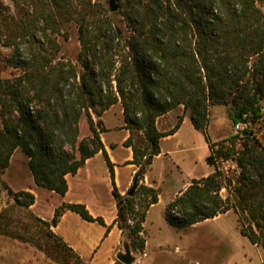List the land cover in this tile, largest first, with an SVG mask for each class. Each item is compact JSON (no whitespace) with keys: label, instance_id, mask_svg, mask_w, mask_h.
I'll return each instance as SVG.
<instances>
[{"label":"trees","instance_id":"1","mask_svg":"<svg viewBox=\"0 0 264 264\" xmlns=\"http://www.w3.org/2000/svg\"><path fill=\"white\" fill-rule=\"evenodd\" d=\"M117 1L127 37L118 34L117 13H103L93 0H47L34 7L27 0H13L15 15H7L0 2V32L5 33V46L18 53L28 44L32 50L35 43L30 41L40 32L58 50L50 32L58 34L63 24L74 22L82 67L79 71L72 63H55L46 45L38 41L32 57L19 64L24 73L13 81L0 80V101L4 95L11 114L2 113L0 179L14 152L21 149L28 157L35 184L64 196L68 191L66 176L75 175L89 158L102 152L114 186L115 224L124 236L141 241L139 246L135 241L133 244L143 249V223L150 206L158 202V191L139 183L161 154V139L175 134L187 116L209 143L211 153L206 161L215 170L194 180L167 206V222L183 230L234 210L240 214L241 234L252 244L264 245V144L257 132L264 117V13L259 7L264 0ZM33 100L40 105L35 115L30 109ZM117 103L123 107L124 128L130 132L124 146L132 148L130 163L138 167L136 192L140 190L145 196L139 207L136 194L130 197L118 191L113 164L101 139L107 130L102 120L95 124L91 113L102 116ZM210 106H230L233 123L248 124L237 134L244 138L240 149L236 150L234 137L210 140ZM181 107L183 113L176 125L159 131L158 118ZM14 112L19 115L16 119ZM82 117L92 136L79 141ZM54 142L59 146L57 152L51 146ZM63 143L73 152L63 150ZM230 158L236 159L240 174L234 194L224 198L221 191L233 181L219 169L217 161ZM6 189L16 205L29 209L35 204L32 192H15L8 185ZM66 211L105 226L106 234L111 229L85 204L63 203L51 221L36 217L44 229V245L10 231L2 212L0 235L34 243L61 264H72L71 258L83 264L52 231Z\"/></svg>","mask_w":264,"mask_h":264},{"label":"rangeland","instance_id":"2","mask_svg":"<svg viewBox=\"0 0 264 264\" xmlns=\"http://www.w3.org/2000/svg\"><path fill=\"white\" fill-rule=\"evenodd\" d=\"M27 4L34 6L41 5L47 0H27ZM3 5L5 13L8 15H15V7L13 0H0ZM118 11L115 12L116 29L121 31L124 37L129 35L127 26L124 21V17L120 12L119 2ZM93 3L99 4L100 9L103 13L108 15L115 14L110 11L109 0H93ZM259 7L264 13V2L259 3ZM4 32H0V80H10L13 81L15 78L21 76L24 73V69L19 67L27 62L28 58L32 57V53L39 47L38 41L41 44H45L48 55L53 56L55 63L57 61H64L65 63H72L77 67L79 71L82 70L81 64L79 62V52H80V42L78 39V29L74 22L65 23L61 26L60 32L58 34H53L50 32V39H53L58 44V50L51 47L49 39L45 37L40 32H36L34 39L30 42L35 43L34 48L29 49L28 44L22 46L20 50L14 52L10 47L4 45L5 40ZM42 50V49H41ZM2 94V92H0ZM0 101V130H4V123L2 118V113L6 115H11L9 112L10 102L4 100ZM7 102V103H6ZM9 102V103H8ZM7 104V105H6ZM6 105V106H5ZM263 112H264V100L262 101ZM40 108L39 103L33 100L31 103V113L35 115L36 110ZM99 109V108H98ZM183 108L176 109L172 113V121L165 126V117L159 120L158 126L161 131L165 129L172 128L176 125L178 121V116L182 115ZM93 120L95 124L99 120H102L105 126L104 119L109 128H113L118 125L121 117H123V107L121 103H117L107 110L102 116H98L93 111H91ZM231 108L230 106H210V135L212 138H218L226 136L225 139H230L234 137L236 141V150L241 148V143L244 142L242 135L237 136V133L233 129V121L230 117ZM13 117L18 118L17 112H14ZM192 123L188 119L187 123L183 125L180 132V136L176 138H163L161 141V149L165 153V150L172 154L174 162H177L181 167L186 168L193 165L194 161L197 162L196 174L203 176L209 167L203 162L202 155L204 150L202 147H198L196 140L194 138ZM258 137L264 144V117L259 126H257ZM141 134H139L140 136ZM92 133L89 129L87 120L82 117L79 123V141L91 137ZM124 134L120 130H110L105 133L104 143L111 147V144H118L121 142ZM142 137V135L140 136ZM142 139V138H141ZM61 142L60 139L57 140ZM56 142V140H55ZM53 143L52 149L57 152L59 150L58 143ZM140 145L141 142H138ZM228 143V145H230ZM63 150L66 152H73V149L68 143H63ZM115 158L118 160L124 158L126 153L120 148L114 149ZM180 162V163H179ZM237 162V161H236ZM236 162H229L225 166L217 165L218 167H225L227 172V177L233 182L228 189L224 188L221 191V195L226 198L227 196H232L234 194L233 188L236 183L235 180L240 174V168L237 166ZM187 166V167H186ZM154 172L158 176H163L165 179V174L170 180L165 187L163 185L162 196L163 200L168 198L170 192L174 190L175 187L180 186V174L176 170L175 166L169 160L164 158L157 159L154 163ZM31 172L28 167V157L22 152L21 149H17L11 157L9 167L5 170L4 174L1 175L0 179V213L2 212L5 216V223L8 224V229L14 233H19L25 237L31 238L36 243H41L44 245L45 240L42 237L43 226L37 221L36 216L31 212V210L23 208L15 204L12 196L7 192L6 185H8L13 191L18 192L22 190L29 189V182L31 179ZM139 185H142L139 183ZM136 203L139 204L138 207L143 204L145 196L139 190L136 193ZM127 196V195H126ZM37 203L35 205L34 213L48 220L51 218L52 207L59 202L58 197H50L44 191L37 192ZM163 206H159L154 215L153 220L157 227L151 229V244L156 247L154 252L150 255V258L146 259L145 250V236L143 232L141 237L144 239L143 249H137L141 241H136L129 235H123V245L121 247L124 251V244L129 243L132 251V255L136 258V262L133 264H263L264 263V245L262 244H252L247 238H245L244 243H240L236 240V236L243 237L240 232V223L238 214V224L235 221L234 226V244L232 241V236H229L224 229H222L217 224H201L198 228L189 230L183 229L178 230L174 227H169L166 225L162 228L161 223V211ZM233 213V212H232ZM110 216V215H107ZM231 217L236 216L231 214ZM1 222V221H0ZM133 224V221H129ZM159 225V226H158ZM227 234V235H226ZM242 235V236H241ZM136 242V246L133 244ZM161 246V248H159ZM233 252V256H232ZM232 256V257H231ZM103 259V258H102ZM228 259V260H227ZM72 264L77 263L74 258H71ZM83 264H90L88 261H83ZM117 262H119L117 260ZM120 264H123L119 262ZM0 264H61L49 257L46 253L40 250L34 243L23 242L5 235H0Z\"/></svg>","mask_w":264,"mask_h":264},{"label":"crops","instance_id":"3","mask_svg":"<svg viewBox=\"0 0 264 264\" xmlns=\"http://www.w3.org/2000/svg\"><path fill=\"white\" fill-rule=\"evenodd\" d=\"M218 107V106H215ZM175 111V110H174ZM171 111L157 120V127L159 129L158 123L161 118L165 117V126L171 123L172 121V113ZM189 117H185L179 130L170 136L165 137L168 138H176L180 136V132L184 124L187 123ZM190 120V119H189ZM105 128L106 132L110 130H120L124 134L120 143L111 144L109 147L107 144L104 143L105 133H101V139L104 144L105 150L107 155L113 164L114 168V180L118 191L122 195H127V192L133 185L135 174L138 170V167L134 164H131L130 161L133 159V151L132 148L124 146V142L130 136L129 130L125 129V121L124 116L121 117L118 125L113 128H109L106 124L105 119ZM174 127V126H173ZM172 127V128H173ZM172 128L165 129L166 132L171 130ZM192 130L194 134V138L198 147H202L204 153L202 155L203 162L209 167V171L205 173V175L200 176L196 174V166L197 162L194 161L193 165L186 166V170L181 167L177 162H174V158L172 154L168 153L165 150V153L161 149V154L156 156L153 160L151 166L147 169L143 179L140 181L142 185L154 188L158 191V202L151 205L147 211L145 221L143 223V234L145 236V258H150V254L157 249L156 247L152 246V237H151V229H155L157 225L155 224V220H153V215L156 209L159 206L162 207L161 211V223L160 226L163 228L169 223L166 220L165 213L167 206L177 197L183 194L187 190V188L192 184L194 180H199L202 178L207 177L211 173L214 172L215 167L209 165L206 161L207 157L210 155L211 150L209 143L206 141L205 137L201 132L195 129L192 124ZM209 138L212 142L220 141L226 138V136L212 138L210 135V124L208 128ZM163 139V138H162ZM161 139V141H162ZM114 149L120 148L126 153V156L120 160L115 158ZM165 160H169L175 166L176 170L180 174V186L175 187L172 192H170L169 196L165 201L163 200L162 191L163 185L165 187L169 183V179L167 178V174H165V179L163 176H158L154 172V163L157 159L164 158ZM180 163V162H179ZM31 179L29 182V189L24 191H30L35 195V204L32 205L29 210L37 217L42 220H45L34 213L35 205L37 203L38 191H44L50 197H58L59 202L52 207L51 218L45 221H51L54 216L55 209L62 205L63 203H83L86 205L90 213L95 217H102L107 226H111L110 231L108 234L107 228L97 222H88L81 218L78 214L72 211H66L63 216L61 217L60 221L58 222L56 227H52V231L59 236L63 242L70 247L76 254L80 256V258L84 261H88L90 264H115L117 262V254L122 252V245H123V233L118 228L117 224H115V219L117 218V205L116 201L113 197V183L111 178V173L108 167V164L105 160V157L102 152L97 153L92 158H89L83 167H81L75 175L68 174L66 176L67 184H68V191L64 196L59 195L54 191H50L41 187H38L35 182L34 178L31 175ZM23 191V190H22ZM233 212V213H232ZM231 214H234L235 217H231ZM110 215V216H107ZM238 214L233 210L228 211L227 213L220 214L214 218L207 219L205 221L199 222L188 229H195L198 228L201 224H217L225 232L232 236V241L234 243V226L235 221L238 224ZM159 226V225H158ZM226 234V235H227ZM236 235V234H235ZM242 236V235H241ZM239 237L236 236V240L240 243H244L245 238L247 237ZM248 239V238H247ZM249 240V239H248ZM235 244V243H234ZM236 245V244H235ZM161 248V246H159ZM233 256V252H232ZM231 256V257H232ZM103 258V259H102ZM228 260V259H227ZM136 262V261H135ZM198 264V262H196Z\"/></svg>","mask_w":264,"mask_h":264},{"label":"water","instance_id":"4","mask_svg":"<svg viewBox=\"0 0 264 264\" xmlns=\"http://www.w3.org/2000/svg\"><path fill=\"white\" fill-rule=\"evenodd\" d=\"M110 2V11L112 13H115L118 11V4L116 2V0H109ZM118 34H121V31L118 30ZM138 188V181L135 179L133 181V185L132 187L129 189V191L127 192V196H134L136 193V190ZM117 260L123 264H133L136 261V258L132 255V251H131V247L129 245V243H125L124 244V251L119 252L117 254Z\"/></svg>","mask_w":264,"mask_h":264},{"label":"built area","instance_id":"5","mask_svg":"<svg viewBox=\"0 0 264 264\" xmlns=\"http://www.w3.org/2000/svg\"><path fill=\"white\" fill-rule=\"evenodd\" d=\"M247 125H248L247 123L239 122V123H236V124L233 125V129L238 134L241 131H243L247 127ZM229 162H236V159H233V158H230V159H220V160L217 161V165H223V166H225ZM236 164H237V162H236ZM237 166H238V164H237ZM219 169L221 171H223V173L226 176L228 175L227 172L225 171V169H226L225 167L223 168V167L219 166Z\"/></svg>","mask_w":264,"mask_h":264}]
</instances>
